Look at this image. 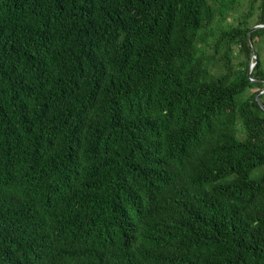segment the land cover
<instances>
[{
  "label": "trees",
  "instance_id": "16d2710c",
  "mask_svg": "<svg viewBox=\"0 0 264 264\" xmlns=\"http://www.w3.org/2000/svg\"><path fill=\"white\" fill-rule=\"evenodd\" d=\"M263 50L264 0H0V264H264Z\"/></svg>",
  "mask_w": 264,
  "mask_h": 264
},
{
  "label": "water",
  "instance_id": "95a60500",
  "mask_svg": "<svg viewBox=\"0 0 264 264\" xmlns=\"http://www.w3.org/2000/svg\"><path fill=\"white\" fill-rule=\"evenodd\" d=\"M261 26H262V25H260V24L253 25V26L251 27V29L248 31V36H249V40H250V42H251L250 32H251L252 30L256 29V28L261 27ZM250 56H251V57H252V56L255 57L253 47H252V49H251V54H250ZM254 63H255V61H254ZM253 65H254V64H253ZM253 65H251V64L249 63L248 73L251 71ZM258 80H262V79H261V78H258ZM262 91H264V86H263V87H262V88L256 93L255 96H256V99H257L259 105L264 109V104L262 103V101H261L260 98H259V93L262 92Z\"/></svg>",
  "mask_w": 264,
  "mask_h": 264
},
{
  "label": "rangeland",
  "instance_id": "374dc122",
  "mask_svg": "<svg viewBox=\"0 0 264 264\" xmlns=\"http://www.w3.org/2000/svg\"><path fill=\"white\" fill-rule=\"evenodd\" d=\"M261 56L262 57H264V50L261 52ZM254 60H255V57H250V59H249V63L251 64V65H253L254 64ZM253 90H255V88H253Z\"/></svg>",
  "mask_w": 264,
  "mask_h": 264
}]
</instances>
